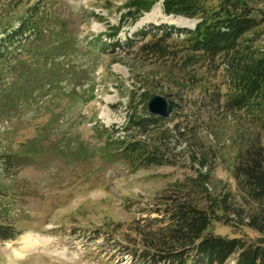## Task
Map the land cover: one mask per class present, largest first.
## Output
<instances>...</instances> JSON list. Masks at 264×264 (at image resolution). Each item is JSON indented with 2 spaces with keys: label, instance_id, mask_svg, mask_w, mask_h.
Listing matches in <instances>:
<instances>
[{
  "label": "rangeland",
  "instance_id": "rangeland-1",
  "mask_svg": "<svg viewBox=\"0 0 264 264\" xmlns=\"http://www.w3.org/2000/svg\"><path fill=\"white\" fill-rule=\"evenodd\" d=\"M129 1L0 0V33L33 13L42 31L35 39L24 37L23 46L14 44L0 63V153L22 159L19 168L5 163L4 172L0 163V182L9 192L3 199L7 216L22 231L14 240L0 241V264H118L104 232L120 224L115 232L122 236L156 194L193 177L199 168L187 152L180 154L179 165L137 169L119 154L114 138L125 135L129 115L146 108L151 94L180 103L181 109L167 118L170 126L187 119L214 145L209 190L214 195L230 191L246 216L257 210L240 194L234 165L241 147L256 136L264 141V121L241 110L220 116L209 105L207 91L228 90L222 67L203 63L191 70L170 69L174 59H150L138 45L115 46L117 40L140 39L151 25L193 29L200 22L166 15L163 0L133 20ZM202 1L209 9L221 2ZM248 2L260 24L245 37L264 49V0ZM118 26L116 36H110ZM193 73L199 81L191 80ZM232 227L216 222L212 229L258 236L247 226Z\"/></svg>",
  "mask_w": 264,
  "mask_h": 264
},
{
  "label": "trees",
  "instance_id": "trees-1",
  "mask_svg": "<svg viewBox=\"0 0 264 264\" xmlns=\"http://www.w3.org/2000/svg\"><path fill=\"white\" fill-rule=\"evenodd\" d=\"M157 1L130 0L128 6L133 10V20L150 11ZM162 7L166 15L199 18L200 22L193 29L151 25L140 32V39L127 38L124 44L117 40L114 45L128 49L138 45L141 53L154 60L174 59L175 67L168 65L170 69L182 65L181 69L191 70L203 63L216 69L222 67L228 90L207 91L205 99L209 105L222 112L220 116L241 110L263 122L264 49L255 48L253 39L245 37L260 24L248 0H221L216 9H209L202 0H163ZM114 29L112 37L120 26ZM40 32L34 13L22 18L17 26L5 27L0 33V63L12 53L14 44L23 46L24 37L35 39ZM181 58L183 61H179ZM191 80L199 81V77L193 73ZM186 120L170 126L167 119L149 113L144 107L141 112L132 111L124 127L125 135L114 138L119 154L135 169L179 165L180 154L186 152L190 162L199 164L193 177L156 194L151 205L141 208L139 217L122 236L115 232L121 230L120 224L110 229V233L104 232L117 263L229 264L234 257L233 264H264V141L256 136L241 147L235 160L234 177L240 194L257 205V210L246 216L244 209L234 204L230 191L214 195L209 190L212 167L208 159L215 147L207 144L200 129H194ZM102 130L110 138L115 137L107 128ZM192 146L194 150L190 151ZM7 162L15 168L22 166L21 158L0 153L3 172ZM3 187L0 182V241H9L22 231L7 216L3 199L9 192ZM216 222L231 228L247 226L258 236L249 237L241 230L233 231V235L217 234L212 229Z\"/></svg>",
  "mask_w": 264,
  "mask_h": 264
},
{
  "label": "water",
  "instance_id": "water-1",
  "mask_svg": "<svg viewBox=\"0 0 264 264\" xmlns=\"http://www.w3.org/2000/svg\"><path fill=\"white\" fill-rule=\"evenodd\" d=\"M146 108L149 113L167 119L175 109H181V105L166 96L151 94L147 101Z\"/></svg>",
  "mask_w": 264,
  "mask_h": 264
}]
</instances>
